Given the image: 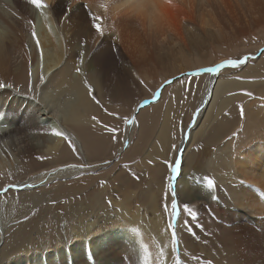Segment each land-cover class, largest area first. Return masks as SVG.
<instances>
[{"label":"bare ground","instance_id":"6f19581e","mask_svg":"<svg viewBox=\"0 0 264 264\" xmlns=\"http://www.w3.org/2000/svg\"><path fill=\"white\" fill-rule=\"evenodd\" d=\"M263 6L261 0H0V82L11 83L14 89L19 90L0 89V176H9L7 172L22 167L25 171L38 161L48 165L47 168L38 165L29 169L25 180L16 184L22 191L38 192L31 191L27 197L20 193L17 195L20 197L7 201L6 198L0 199L1 202L6 201L0 206V264H102V256L108 250H113L118 256L126 254L131 264H136L141 260L136 252L142 240L139 234L131 231L132 228H139L159 243L168 244L167 258L170 259L171 235L170 229L164 227L165 213L164 217L159 212L155 213L153 220L146 225L128 214L113 217L108 212L103 217L100 213L105 209L99 192H91L93 199H86L82 205L76 199V196H82L80 190L89 188V185H75L62 190L72 181L64 184L60 180L68 181L100 164L91 161L93 152L98 153L93 140L82 134L85 132L83 129L93 131L101 121L92 119L101 116L98 106L89 97L85 79L93 86L97 99L102 98L104 88L108 89V77L114 73L127 75L141 69L142 78L149 80L153 70L143 68L150 62L159 65L161 52L167 51L171 55L175 46L186 45L191 31L194 33L192 37L211 32L217 39L222 38L223 29L214 8L224 14L227 22L236 29L244 12L264 18ZM94 24H99L105 34H98ZM32 33H36L35 38ZM223 49H217L215 57H212L214 62L228 55V51ZM181 52V49L176 52L180 53L178 58L172 54L166 71L157 73V84L172 75L209 63L194 55H189L188 59ZM77 68L81 70L79 74ZM246 72L255 73L249 68ZM41 75L46 81L44 85L40 84ZM29 80L34 86L32 91L28 90ZM199 80L187 90L188 98H193L191 107L199 103L201 111L198 110L194 117V120L200 119L188 133L189 140L202 130L206 120L212 121L210 106L215 100L221 94L239 88L235 81L218 79L217 73H210ZM32 96H36V100L31 99ZM218 105L225 108L227 102L219 101ZM141 110L135 115L137 121L147 109ZM189 111L180 115L175 130L170 111L162 115L161 123L163 130H174L163 138L164 142L172 141L176 136L179 138L177 142H180L183 166L173 184L177 192L184 190L187 197L194 187L192 174L199 163L195 152L187 153V138L180 141L181 128ZM40 118L45 122L41 123ZM230 125L226 115L219 117L210 134L202 133L208 135L200 137L206 141L215 139L220 133L230 130ZM136 126L124 130L123 144L131 139L132 129ZM53 128L66 132L72 138L82 159L71 151L62 137L49 134ZM254 137L248 141L244 139L245 143L237 147V153L230 148V142L223 145L221 152L226 153L212 163L213 172L227 190L228 201L225 204L229 208L223 210L228 209L225 217L228 231L225 232L230 240L228 251L231 255L226 264H264V136L257 140ZM174 150L167 154L166 161L171 159ZM82 163L90 167L53 171L64 165ZM155 167L156 174H160L161 167ZM166 171L169 177L172 174L170 166ZM5 183L7 181L0 182V185ZM91 188L94 190L93 186ZM170 198L169 190L168 201ZM54 202L56 208L62 202L63 211L62 216L51 217L56 221L52 234L49 236L44 232L40 239L33 238L32 233L41 226V221L49 216V212L56 211L54 205L51 206ZM33 208L38 212L29 220V226L24 221L6 234V219L12 214L26 216ZM112 220L114 223L108 227L100 224L102 221L108 224ZM181 242L183 244V240ZM34 243L35 247H30ZM191 253L192 258L195 257L194 243Z\"/></svg>","mask_w":264,"mask_h":264},{"label":"rangeland","instance_id":"374dc122","mask_svg":"<svg viewBox=\"0 0 264 264\" xmlns=\"http://www.w3.org/2000/svg\"><path fill=\"white\" fill-rule=\"evenodd\" d=\"M261 4L264 5V0H261ZM213 10L223 29V34H221L222 38L220 36L221 41L211 32L207 34L200 33L199 37H192L194 33L191 31L187 37V44L175 46L176 49L172 52V54H174L173 56L178 58L180 53L176 52L181 49V53L187 56V58L189 55H194L197 58H201L205 63L209 62L210 64L208 63V65L182 72L186 73V76L179 73L166 78L164 81L173 80V78L179 77L178 80H173V83L170 86L164 85V81L157 84V73L166 71L168 67L167 63H171L170 56L172 54L170 55L167 51H164L159 54L158 60H161H157L159 65H155L154 62H150L149 65L143 68L145 70H153L150 72L151 74L149 73V80L142 78L141 69L137 70L139 73L136 70H133L127 75L118 76L117 73L110 75L108 77V89L104 88L102 98H98L99 100L97 99L99 101V105L94 103L95 106H98V110L100 111L101 117H98V119L101 120L100 124L97 128L94 127L93 131L83 129L85 132H82L87 139H92L97 147L96 150H98V153L93 152L94 156L91 161L99 162L100 167H97L96 165L91 169L88 168L87 172L83 174L81 173V175L75 176V178L68 181L60 180L61 183L64 184L72 181L62 187V190L71 188L75 185H89V188L80 190V192H82V196H76V199L81 201V205L86 201V199H93L90 194L91 192H93V194L99 192L101 194L100 201L103 202V209H105L100 213V216L104 217V215L108 212H111L114 215L113 217H116L117 215L119 216L120 214H128L139 218L143 223H145L144 225L153 220L155 213L159 212L160 215L163 216L164 211L162 205L164 203L165 194L168 193L169 195V189L167 188L169 181L166 179V170L169 166L171 169V167L174 166V162L182 158V152L179 148L180 142L179 144L177 142L179 139L178 136L168 142H164L163 138L176 129V124L180 121V115L183 116L186 111L188 112L190 110L187 115V119L184 121V126L181 128L180 141L183 140V137L185 139L187 138L186 141L189 142L187 153L190 154L195 152L198 156L199 163L198 169L194 168L195 171L192 174V177L194 178L192 186L194 187L190 196L187 197L185 195V191L181 189L177 192V194L181 204L188 203L193 205L198 210L199 222L203 225L204 230L202 231L200 228L192 225L193 231L200 238L199 240L195 239L187 232L180 233L182 235V237L180 236V242L183 240V244L181 242L180 253L181 259L185 261V264H193L195 262V264H203V261H211L212 264H226L228 263V260H230L231 254L228 251L231 248L229 246L230 240L225 232L228 231V222H225L228 209H225V211L223 210L224 208H229L228 205L225 204L228 201L227 190H225V187L221 184L220 180L218 181V175L216 172H213L212 167L214 165L212 163H214L213 160H217L222 156V154L226 153L221 151L224 150L222 149L224 147L223 145L228 144V142L232 144L230 145V148L237 153V147L245 143L244 139L248 141L251 140L254 135H257L254 137L255 140H257L259 137L264 136V55L261 54V49H264V18H260L258 15L255 16V13L244 12V15L240 18V25L237 26V28L242 30V32H239L237 28L235 29L231 23L227 22L224 14L216 8ZM256 45L257 47L254 48ZM218 48H224L223 50L228 51V55L218 60V62H214L212 57H215ZM241 58H248L247 63L235 68L226 67L223 70H219L218 74V79H221V81H235L236 84H239V88L225 92L220 95V98L215 100V102L210 106V116L213 117L212 121L209 123L208 120H206L202 130L199 132L200 134H196L195 132L196 136H194V139L189 140L190 138H188V133H190L192 128L200 119L198 118L197 120H194L196 113L198 110L200 111V104L197 103V105L191 107L193 98H188V88L191 87L192 83H194L193 86H195L196 83L200 81V78L210 74L204 73L202 69L213 67L225 60H236ZM262 59L263 61H261ZM248 68L249 71L252 70V72L255 71V73L248 74L246 72ZM193 72H197L198 74L193 77ZM205 80L206 78H204V81ZM141 81H143V83H141ZM161 89L162 91L160 92L158 101L151 102L152 96ZM143 100L150 102L146 108L142 109L143 111L147 110L144 114H140L137 126L133 129L131 128V139L123 144L121 141L122 134L124 130L129 127L125 125L123 118L128 117L131 119L135 117L138 112H135L134 108L137 105L140 106ZM219 101L227 102V106L225 108L218 107ZM151 104L154 105L150 107ZM166 111L171 112V123L174 126V130H163L161 127V123L163 122L162 115ZM109 113H113L115 115H109ZM225 115L226 120H228V124L231 123V129L225 130L222 134L220 133V135L215 137V139L209 141L204 140L208 134L205 135L202 133L208 132L210 134L215 120ZM39 121L41 123L45 122L43 118H40ZM109 127L118 129L115 141H113L112 138L113 134L108 131ZM178 127H180V123L178 124ZM200 135H205V137L202 138ZM190 136L191 134L189 137ZM187 142L186 145L188 144ZM176 143L177 145L175 146ZM121 146L123 148L122 150L120 149ZM173 149L175 150L171 154V159L166 161L167 154ZM79 159L82 158L79 157ZM82 161L83 160H80V162ZM105 161H111L112 163L110 165H105ZM37 163L34 162L32 167L29 169L37 168L40 165L44 168L48 167V165L42 163L39 164V161ZM155 166H158L159 168L161 167L160 174H156ZM23 169V167L19 170L13 169L9 171L10 173L7 172V175L9 176H0V182L7 181V183H5L7 185H0V199L6 198V201L10 198L15 199V197H20L17 196L20 193H22V197H27L30 195L29 193H31V191H35V193L39 191H22L21 187H13L9 188L7 192H4L5 187L8 188L9 185H16L17 182L25 180L27 176L26 173L29 169L25 171ZM133 174L139 176V179H135ZM172 175L173 173L169 176ZM205 176L211 177L215 180L217 185L215 192H210L204 186L205 182L203 177ZM74 181L77 183H73ZM92 186L94 187V190H92ZM7 193H10L11 195L6 196L8 195ZM208 194L217 195L220 202L214 201L213 203V200L208 198ZM5 200L2 202L0 200V206L2 203L6 202ZM56 202L51 204V206L54 205L53 207L56 211L53 213L49 212V216L47 215L48 217L41 221V226L37 227L33 233L31 232L33 238L40 239L44 232L49 236L52 234L54 229L53 227H55L54 223L56 222L52 218L58 215L62 216L63 211L62 202L61 206H58L57 208ZM170 202L171 198L170 201H168L169 205ZM221 205L223 206L222 210ZM216 207L217 210L215 209ZM32 210L29 211L26 216L12 214L11 216L13 218L10 216L6 219V234L10 229L24 221H27L29 226V220L36 212H38L36 208H33ZM169 211H171L170 207ZM164 216L165 219L163 218ZM164 216L161 218H163L165 229L168 230V219H166L167 215ZM124 219L126 221V218ZM113 220L108 224L105 221H102L100 224L108 227V225H112V223H114ZM118 220L122 221L123 218H119ZM171 231L172 230L170 229V235ZM39 233L40 236L37 235ZM139 235L142 242L149 245L151 258L155 259L157 255L155 245H157L158 240L140 229ZM3 238L4 234L2 241ZM193 243L195 244L194 256L200 257V260L192 258L191 250ZM35 245L36 243L30 247H35ZM114 253L115 252H113V250H108L107 254L102 256V264L132 263L131 259L126 254H120L121 256H118L117 253ZM138 253L140 254L138 255ZM136 254L137 258L140 257L141 259L136 262V264L142 263L143 250L139 248ZM171 258L172 255H170V259L168 260L171 261ZM190 258H192V261ZM193 260H195V262Z\"/></svg>","mask_w":264,"mask_h":264},{"label":"snow or ice","instance_id":"6c2138e0","mask_svg":"<svg viewBox=\"0 0 264 264\" xmlns=\"http://www.w3.org/2000/svg\"><path fill=\"white\" fill-rule=\"evenodd\" d=\"M50 7V6H49ZM69 10V9H67ZM92 19H99L97 17H92ZM95 31L100 34L101 36L104 35V29L102 27H100L99 24H94L93 25ZM33 37L35 38L36 33H32ZM37 45L39 46V42L37 41ZM261 54L264 55V49H261ZM247 59L248 58H241V59H236V60H225L220 64H217L213 67H207L202 69V71L204 73H217L219 74V70H223L226 67H238L242 64H246L247 63ZM81 63H83V61L81 60ZM76 72L79 74L81 72L80 68L76 69ZM198 73L197 72H193L192 76L195 77ZM30 75V73H29ZM181 75L186 76V73H182ZM179 77H175L173 78V80H178ZM173 80H166L164 81V85L170 86L173 83ZM46 83L45 78L43 77V75H41L40 77V84L44 85ZM141 83H143V81H141ZM33 84L31 83V80H29V84H28V90L32 91L33 90ZM85 87L87 89V92L89 93V97L90 99L99 105V101L97 100L96 96L93 94L94 93V88L93 86L88 82L87 79H85ZM3 88H8V89H14V85L11 83L5 84L3 82H0V89ZM17 92L19 91L18 89H14ZM161 90H158L156 94H154L152 96V101L151 102H157L158 98L160 96V92ZM250 95V93H249ZM31 99L36 100V96H32ZM149 101H144L141 105L139 109H136V111H140L141 109H143L144 107H147L149 105ZM109 115H115L113 113H109ZM243 115V113H242ZM94 122H99L97 117H92ZM124 123L125 125L131 127V126H136L138 124V121L135 119V117L129 119L128 117H124ZM108 131L111 132L113 141L116 140V136L118 133V129L114 128V127H109ZM52 136H56V137H62L65 141H67L68 147L71 149V151L77 155V157L80 156V153L77 151L76 148V144L73 142L72 138L63 131L57 130L56 128H53L50 130V133ZM37 159H44V157H37ZM112 162L111 161H105L104 164L105 165H110ZM182 166H183V160L182 158L180 160H177L174 162V166L171 167V172L173 173L172 176L166 177V179L169 181V183L167 184V188L170 190L171 193V202L170 205L168 203V193L165 194V199H164V203L162 205L163 207V211L164 213L168 216V223H167V229H171V253H172V258L171 261L168 260L167 256H168V244H162V243H157L156 247H157V255L155 257V259L151 258V253L149 252V245L147 243L144 242H140V248L143 250V257H142V264H185V261L181 259V253H180V233L181 232H187L188 234H190L192 237H194L195 239L199 240V236L196 235V233L193 231V226L195 225V227L200 228L202 231L203 229V225L199 222V213L198 210L193 206L190 205L188 203H183L181 204V202L179 201L178 198V194L176 191V188L174 186V184L172 183V181H175L178 178V175L180 173V171H182ZM90 167L87 164H68V165H64L63 167H61L60 169H54L53 171H67L70 169H80L83 170L85 168ZM97 167H100V165H97ZM135 179H139V176H136L135 174H133ZM203 180L205 182V187L210 191V192H215L216 190V182L213 178L205 176L203 177ZM240 183H244V181H240ZM13 187H18L17 185H9L8 188L4 189V192H7L9 190V188H13ZM250 187H252L250 185ZM211 199L213 201L218 202L219 201V197L217 195H211ZM169 207L171 209V211H169ZM191 222V223H190ZM132 232H135L137 234H139V229L138 228H132L131 229ZM94 259V257H93ZM193 259H197L200 260V257H193ZM203 264H212L211 261H203Z\"/></svg>","mask_w":264,"mask_h":264}]
</instances>
